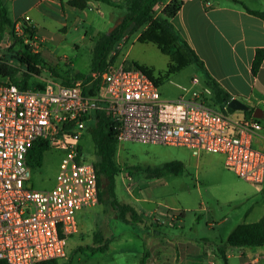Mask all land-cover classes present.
Wrapping results in <instances>:
<instances>
[{"label": "built area", "instance_id": "obj_1", "mask_svg": "<svg viewBox=\"0 0 264 264\" xmlns=\"http://www.w3.org/2000/svg\"><path fill=\"white\" fill-rule=\"evenodd\" d=\"M11 23L0 46L41 54L45 37L30 16ZM89 75L71 86L50 80L42 87L21 88L0 80V264L67 257L77 214L99 203L94 160L85 158L81 144L97 111L108 114L118 145L184 147L197 160L218 155L244 181H264V148L254 143L263 128L260 118L232 117L227 104H213L197 77L178 97L165 99L159 86L126 60ZM94 81V91L84 94ZM39 139L46 144L44 153H61L55 183L44 190L33 186V169L26 163L30 146Z\"/></svg>", "mask_w": 264, "mask_h": 264}, {"label": "rangeland", "instance_id": "obj_2", "mask_svg": "<svg viewBox=\"0 0 264 264\" xmlns=\"http://www.w3.org/2000/svg\"><path fill=\"white\" fill-rule=\"evenodd\" d=\"M113 2L115 3V1ZM121 3L126 6L124 0ZM121 3L119 5H122ZM101 8L102 17H106L107 12L112 10L120 17H123L125 13V9L119 7L113 9L105 3H101ZM162 8L160 6L157 10L160 12ZM88 12L91 13V11ZM92 13L97 18L101 16L99 13H95V10ZM85 29L88 31L86 38L72 43ZM141 30L142 27L133 34L128 35L124 49L121 51L120 48H115V54H111V58L116 56L121 59L127 51V61L134 60L152 66L156 70L165 69L168 62L166 55L161 53L152 43H142L135 40V36ZM89 33V27L85 25L82 29L80 28L78 33L69 32L65 34L63 32L55 36L52 34V38L44 42L40 54L45 68L41 70L38 77L30 80L31 85L36 87L50 80L61 83V79H69L74 73H89L94 45V38L90 40L92 36ZM64 34L65 44L57 42V38L63 37ZM14 50L13 45L11 47L1 45L0 57L14 55ZM49 69H52L54 73ZM193 72L192 67H187L171 75L159 85L162 98L174 99L178 97L183 93L184 88L190 86L192 76L197 77L201 82V75L198 73L193 74ZM0 80L3 81L4 78L0 76ZM195 87H198V85ZM227 113L235 118L247 116L241 110H228ZM260 120L263 124L262 131L259 132L261 136L260 146H264V113ZM81 144L85 158L94 160V144L88 131L83 134ZM116 153L119 164L127 168L115 177V196L118 200H122V196H125L126 187L133 188L137 184L140 185V182L145 183L147 180L142 172L135 171L132 167H153L170 159L192 160L190 164H185L182 161L185 168L181 174L168 173L162 177L153 178V185L148 183L150 190L148 188L144 190V195L154 205H158L159 212L164 206L182 211L183 217L180 222H178L175 213L174 216L172 212L166 213L167 211L163 216L153 215L150 222L144 220V226H147V221L153 226L164 225L165 231L173 235V240L188 239L197 246H202L203 243L219 244L225 241L230 230L238 223L264 219V181L261 184L244 181L229 170L218 155H214L216 157L210 164L207 163L197 169V166L193 163L195 159H192L189 150L184 147L124 142L118 145ZM60 156L61 153L54 149H49L43 154L41 166L32 170L31 181L36 189H49L54 185ZM207 156L210 155H203L200 159ZM126 174L129 177L122 178ZM77 220V231L70 236L66 245L67 257L58 260L59 263L67 262L69 257L73 255L69 264H114L118 250L129 248L128 254L138 250L137 241L128 239L126 246L125 243L121 245L123 239L121 232L129 226L114 217V211L108 204L98 203L93 208L83 209L77 214ZM96 233H101L103 239L116 236L111 246L104 253L92 250L98 245L94 237ZM159 241L161 243L156 245V248L162 253L158 258V264H180L176 247H173V250L168 249L165 245L166 237H160ZM154 249L151 250L154 251ZM167 250H171L173 254L167 257ZM213 253L217 256L214 264H224L217 250ZM166 258L168 259L166 260ZM153 261L152 264H157L155 260ZM228 264H264V246L258 248L243 246L242 249L239 247L231 248Z\"/></svg>", "mask_w": 264, "mask_h": 264}, {"label": "crops", "instance_id": "obj_3", "mask_svg": "<svg viewBox=\"0 0 264 264\" xmlns=\"http://www.w3.org/2000/svg\"><path fill=\"white\" fill-rule=\"evenodd\" d=\"M111 1L119 4L123 0ZM238 1L244 3L250 9L264 11V0ZM167 2L168 0L161 7ZM2 3L11 21L23 15L30 16L37 29L44 35L45 42L52 38V34L55 36L63 32L65 34L69 32L78 33L80 28L82 29L85 25L89 27V34L92 36L90 40L94 38L95 41L99 34L107 33L121 19L113 10L108 11L106 17H102V2L94 0L88 1L87 7L83 10L68 6L66 0H2ZM110 7L113 9L118 8L115 6ZM119 8L125 9L123 5ZM93 10L101 16L95 17L92 13ZM88 11H91V13ZM171 22L203 61L208 73L232 98L236 97L242 102L245 101L246 103H244L248 107L252 106L253 110L258 107L264 113V59L257 74L252 75L251 73V63L255 50L264 48V20L247 13L240 5L235 4L231 0H183L180 10L171 19ZM87 32L85 29L72 43L84 40ZM65 34L61 38L58 37L57 42L65 44ZM137 36H135V40H137ZM53 39L55 38L53 37ZM125 40L126 36L115 45L111 54H115V48H120L122 51L127 43V40ZM126 56L127 51L121 59L116 57L115 61L126 60V62L143 65L151 68L154 74L164 71V69L156 70L152 66L134 60L127 61ZM193 74L197 73L194 71ZM200 80V84L206 86L202 76ZM260 142L261 136L257 135L254 139L255 145L264 148V146H260ZM116 154L115 160L117 161ZM214 157L216 156L210 155L202 159H195L193 163L199 169L198 167H202L207 163L210 164ZM182 161L185 164L192 162V160ZM125 176L128 175H123L122 178L125 179ZM153 180V178H147L145 183L140 182V185L137 184L136 187H126L125 196H122V200L117 199L120 203L131 205L137 214L140 215V221L125 224L129 227H126L121 232V235H123L121 245L125 243L126 246L128 239L137 241L138 250H135L132 254L131 252L128 254L129 248L118 250L114 264H138L145 248L149 253L146 264H152L153 260L158 264V258H160L162 251L158 250L156 245L161 243L159 241L160 237H166L165 245L168 249L173 250V247H176L180 264H214L217 256L213 252L216 250L217 244L203 243L202 246H197L188 239L173 240V235L165 231L164 225V227L160 225L153 226L149 223L153 215L163 216L166 210L182 212L180 209L173 210L166 206L159 212L160 208L158 205H154L144 195V190L148 188V183L153 185ZM144 220L149 221L146 222L147 226H144ZM181 220L179 219L178 222ZM115 238L116 236L110 238L105 251L111 246ZM258 247L260 246L255 248ZM152 248H155L154 251L151 250ZM231 248L227 249V258ZM239 248L242 249L243 246ZM171 250L166 251L167 257L173 254Z\"/></svg>", "mask_w": 264, "mask_h": 264}, {"label": "trees", "instance_id": "obj_4", "mask_svg": "<svg viewBox=\"0 0 264 264\" xmlns=\"http://www.w3.org/2000/svg\"><path fill=\"white\" fill-rule=\"evenodd\" d=\"M90 0H66V4L77 10H83L87 7ZM100 1L110 6L120 7L118 3L111 0ZM126 2L125 14L116 25L107 33L97 36L92 48L89 73H74L69 79H61V84L71 86L75 80H89L90 73L100 72L105 69L109 62L115 61L111 58V52L115 45L123 38L136 32L137 41L142 43L154 44L161 53L167 56L168 63L162 72L154 74L151 68L130 62L135 67L143 71L157 86L161 85L171 75L179 71L192 67L194 71L200 74L205 85L211 92L213 104L222 108L232 98L231 95L208 73L203 61L198 57L195 50L189 42L182 37L180 32L174 27L171 19L178 13L183 0H168L159 12L158 7L162 6L166 0H124ZM240 5L247 13L264 20V11L253 10L244 5L241 1L231 0ZM11 19L0 0V40L11 28ZM11 47V46H10ZM14 55L0 57V76L6 78L11 83L21 88L33 87L30 80L40 75L45 64L40 54H32L24 48L15 49ZM264 59V48L255 50V55L251 63V73L256 75ZM52 73V69H49ZM55 75V74H54ZM56 76V75H55ZM40 84L36 87H42ZM97 83L93 82V89H83L84 94L94 91ZM229 111H233L228 108ZM253 108L249 107L244 111L251 115ZM94 144V166L96 170L97 186L99 192V203L108 204L114 211V217L124 223H135L140 221V215L129 204L120 203L115 196V176L127 168L115 160L117 151V141L111 128V121L104 111H97L93 116V121L87 130ZM46 150V144L42 140H35L30 146L26 163L32 168L40 167L43 160V154ZM184 163L180 160H166L163 163L150 167L134 166L132 169L140 171L146 178H159L168 173L181 174L184 171ZM179 219H182V212H174ZM97 247L92 249L95 252L103 253L107 247L109 238L103 239L101 233L94 234ZM105 241V243H103ZM102 243V244H101ZM242 246H264V219L255 222H241L235 225L228 233L224 242L216 245V250L224 264H228L227 249L231 247ZM94 252V253H95ZM149 256L145 248L138 264H146ZM73 255L65 263H59L58 260H50L40 264H69Z\"/></svg>", "mask_w": 264, "mask_h": 264}, {"label": "water", "instance_id": "obj_5", "mask_svg": "<svg viewBox=\"0 0 264 264\" xmlns=\"http://www.w3.org/2000/svg\"><path fill=\"white\" fill-rule=\"evenodd\" d=\"M227 107L230 108L231 110H241V111H246L248 110V105L242 102L240 99L234 97L227 102ZM252 115L256 118H262V111L260 108H255L252 112Z\"/></svg>", "mask_w": 264, "mask_h": 264}]
</instances>
